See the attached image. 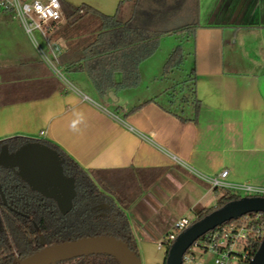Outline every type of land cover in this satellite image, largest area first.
I'll use <instances>...</instances> for the list:
<instances>
[{"label":"crops","instance_id":"0c3cea01","mask_svg":"<svg viewBox=\"0 0 264 264\" xmlns=\"http://www.w3.org/2000/svg\"><path fill=\"white\" fill-rule=\"evenodd\" d=\"M63 1L88 4L113 15L123 0ZM197 7L191 18L179 21L196 22L190 35H164L156 52L140 64L139 84L115 92H140L142 84L146 88L136 102L124 99L116 111L81 88L79 75L84 72L61 64L65 40L53 39L60 50L54 68L13 14L0 9V140L48 139L83 168L103 171L106 182L110 175L117 176L118 182L128 174L137 175L147 188L137 189L134 184L119 195L126 201V213L144 254L154 245L165 250L160 244L170 231L152 237L145 227L152 225L154 234L161 231L159 194L171 184H181L185 174L209 187L205 178L227 169L229 182L264 187V0H198ZM123 10L127 13L128 5ZM65 23L66 17L62 26ZM183 34L181 44L190 57L199 103L195 121H182L168 110L170 82L159 88L153 85L171 80V74H163L169 55H158L163 40ZM60 69L76 75L81 86L66 80ZM145 80L150 83L144 85ZM188 110L194 113L192 107ZM162 221L168 225L167 219Z\"/></svg>","mask_w":264,"mask_h":264},{"label":"trees","instance_id":"16d2710c","mask_svg":"<svg viewBox=\"0 0 264 264\" xmlns=\"http://www.w3.org/2000/svg\"><path fill=\"white\" fill-rule=\"evenodd\" d=\"M60 1L66 23L53 35L55 40L66 41L67 49L60 56V62L67 70L86 73L101 96L110 91L136 87L140 82V64L156 52L161 38L179 32L190 35L196 26V22L181 24L179 21L197 13L198 0H123L113 15L104 14L88 4L75 6ZM126 5L129 7L127 13L123 10ZM185 56L183 45L178 44L163 66L164 76L179 69ZM179 86L183 95L178 98L170 91L168 110L182 121H195L199 103L192 74ZM189 107L194 113L189 112ZM31 141L42 142L59 152L64 174L74 180L76 196L71 211L65 214L59 208L56 195L47 197L32 188L18 166L0 164V264H16L55 243L102 235L125 241L139 257L137 241L126 213V201L118 192L108 188L101 175L103 171L83 168L60 146L45 138H5L0 140V152L6 147L12 154ZM214 189L221 193L218 202L215 206L199 209L193 222L244 196L228 188ZM260 221H264V215ZM146 227L145 230L150 231ZM150 234L156 237L153 232ZM261 241L262 238L251 240L252 257ZM56 264L120 262L113 256L102 254Z\"/></svg>","mask_w":264,"mask_h":264},{"label":"water","instance_id":"95a60500","mask_svg":"<svg viewBox=\"0 0 264 264\" xmlns=\"http://www.w3.org/2000/svg\"><path fill=\"white\" fill-rule=\"evenodd\" d=\"M108 95L112 100L117 98L113 91ZM61 163L59 152L39 141L25 143L12 154L6 147L0 152V164L7 167L18 166L32 188L47 197L56 195L59 208L66 214L72 209L76 189L73 178L64 174ZM253 212L264 213V196H243L194 221L178 234L167 250L165 264H183L184 254L204 234L223 223ZM102 254L115 257L120 264H141L137 254L125 241L104 235L55 243L16 264H56L77 257ZM248 264H264V237Z\"/></svg>","mask_w":264,"mask_h":264},{"label":"built area","instance_id":"2783aa9c","mask_svg":"<svg viewBox=\"0 0 264 264\" xmlns=\"http://www.w3.org/2000/svg\"><path fill=\"white\" fill-rule=\"evenodd\" d=\"M0 9L10 12L21 23L38 52L52 67L60 50L53 35L65 21L60 0H0ZM224 169L219 176L205 180L214 188H228L244 196H264V187L251 183H232ZM264 213L253 212L223 223L199 238L184 254L183 264H248L251 240L264 237ZM190 218L179 219L160 246L168 250L180 232L191 225ZM197 248L200 254L192 249Z\"/></svg>","mask_w":264,"mask_h":264},{"label":"rangeland","instance_id":"374dc122","mask_svg":"<svg viewBox=\"0 0 264 264\" xmlns=\"http://www.w3.org/2000/svg\"><path fill=\"white\" fill-rule=\"evenodd\" d=\"M192 22V21H191ZM186 34H183L182 36H166V38L163 40V47H162V52H160L159 57H163L164 55L168 56L169 53L173 51V49L178 45L181 44V42L184 40ZM172 45V47H170ZM186 59L183 63V65L179 68L176 69L172 72L171 74V80H163V81H156L153 82L156 86L162 87L164 85L168 86L169 82L171 85V93L176 95V97L180 98L183 95V92L180 91V83L183 82L185 79L190 74V57L185 56ZM57 66V65H56ZM59 68V66H57ZM61 70V69H60ZM63 76L65 77L66 80L71 82L74 85L81 86V88L89 94V96L95 98L97 101H100L102 104H107L108 108L110 110H115L116 111V106L123 104L124 99L129 100L130 104L133 103V100L137 98V95L140 94V97L142 94H145L146 88L145 86H140L141 88L139 89L140 92H136L138 90L135 89H130L126 91H122L119 93V95L116 94L117 97H119V100L115 103L111 101V97L109 96H99L94 94V88L90 80L87 78V75L82 73L81 78H82V83H78V81L75 80L74 74H69L67 72H64L61 70ZM78 76V75H77ZM78 76V77H79ZM120 79V76H118ZM144 85L147 83H150V81L145 80ZM176 85V86H175ZM152 86V84H151ZM163 98V97H162ZM136 102V101H135ZM115 105V106H114ZM111 178L109 182H107L108 188L116 191L118 193H121L125 190H129L130 188L137 187V189H145L147 188L145 183H140L138 181V177L133 176L132 174H128L127 177H124L126 180L123 182H118L119 179L115 175H110ZM181 184H176V185H170L167 186L159 194V202L162 204L161 207L162 210L160 214L157 216V219L160 220V224L162 225V228L160 229V232H156L155 236H162L163 234H166L167 232H172L174 230L173 224H175L179 219L182 217H187L190 218L191 221L194 220L195 218V213L204 207H212L215 206L216 203L218 202L221 193L216 192L213 189L208 187L204 182H202L200 179H197L189 174H185V176H182ZM121 179V178H120ZM131 186V187H130ZM212 187V186H211ZM123 190V191H122ZM122 196V195H121ZM153 212L148 213V215H152ZM153 216V215H152ZM167 219L168 225H163V219ZM165 224V223H164ZM152 225L149 224L146 228L148 232H153L151 229ZM137 235L139 236L140 233L137 230ZM194 252L197 254H200V251L197 248L192 249ZM138 255L139 259L141 260V264H162L164 262L165 256H166V250H159L156 248L154 245L153 249L149 251L148 254H144V252L141 250L139 251L138 248ZM160 262V263H158Z\"/></svg>","mask_w":264,"mask_h":264}]
</instances>
